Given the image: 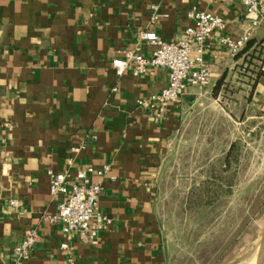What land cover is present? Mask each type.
Returning a JSON list of instances; mask_svg holds the SVG:
<instances>
[{"label": "crops", "instance_id": "0c3cea01", "mask_svg": "<svg viewBox=\"0 0 264 264\" xmlns=\"http://www.w3.org/2000/svg\"><path fill=\"white\" fill-rule=\"evenodd\" d=\"M155 9L162 17L152 22ZM193 10L225 21L202 58L208 86L188 88L177 104L155 111L140 106L166 88L167 72L119 77L113 61L125 51L148 57L143 33L180 40ZM248 28L247 10L232 0H0V264L12 263L30 230L38 240L24 264H68L69 257L75 264H168L156 180L186 114L213 103L233 117L264 119V75L247 68L251 59L264 60V24L237 56L221 43ZM89 168L102 187L98 212L111 225L92 241L73 236L65 251L61 224L43 220L57 212L48 172H69L74 183Z\"/></svg>", "mask_w": 264, "mask_h": 264}, {"label": "rangeland", "instance_id": "374dc122", "mask_svg": "<svg viewBox=\"0 0 264 264\" xmlns=\"http://www.w3.org/2000/svg\"><path fill=\"white\" fill-rule=\"evenodd\" d=\"M254 59L247 68L259 66ZM235 114L197 104L164 154L156 209L168 264L257 263L264 236V119Z\"/></svg>", "mask_w": 264, "mask_h": 264}, {"label": "built area", "instance_id": "2783aa9c", "mask_svg": "<svg viewBox=\"0 0 264 264\" xmlns=\"http://www.w3.org/2000/svg\"><path fill=\"white\" fill-rule=\"evenodd\" d=\"M232 1L245 7L249 20L248 30L239 38L236 40L225 38L221 41L222 45L237 56L246 48L254 32L264 24V14L260 8V0ZM161 17L155 9L151 21L156 22ZM188 17L193 23L185 29L180 40L167 42L153 32L143 33L139 36V42L152 47L148 57L143 56L138 50L125 51L123 58L113 61V67L119 77L126 71H131L136 76L145 75L150 68L167 72L166 88L147 99L140 100V106L155 111L177 104L188 88L204 89L208 86L211 70L204 64L202 58L207 51L208 39L213 33L225 28V21L219 15L197 10L191 11ZM194 53L197 54V59L193 58ZM257 70L259 74H264L263 61L259 62ZM106 171L98 174L103 175ZM92 173L91 168L80 171L76 175V182L72 183L69 172L60 174L48 172L49 191L52 199L57 202V212L52 216H45L43 220L50 224H61L65 236V241L61 245L62 250L71 251L70 243L73 236L81 241H92L97 239L101 230L111 225V220L98 212L102 187L90 180ZM11 205H16V201L11 202ZM93 220L96 221L95 225L92 224ZM37 240L36 230L26 232L21 242L13 249L11 264H24ZM68 264H75L72 257H69Z\"/></svg>", "mask_w": 264, "mask_h": 264}, {"label": "trees", "instance_id": "16d2710c", "mask_svg": "<svg viewBox=\"0 0 264 264\" xmlns=\"http://www.w3.org/2000/svg\"><path fill=\"white\" fill-rule=\"evenodd\" d=\"M250 48V42H248V44L246 45V49L245 50H248ZM264 62V60H263ZM261 75H264V74H261ZM226 78V75H224V77L217 83L215 89H214V97H217L218 96V93L220 92V89L224 83V80Z\"/></svg>", "mask_w": 264, "mask_h": 264}, {"label": "water", "instance_id": "95a60500", "mask_svg": "<svg viewBox=\"0 0 264 264\" xmlns=\"http://www.w3.org/2000/svg\"><path fill=\"white\" fill-rule=\"evenodd\" d=\"M263 232H264V226H263ZM263 244H264V236H263V239H262V243H261V246H260V252H259V256H258L256 264H260L261 258L263 256V250H264L263 249Z\"/></svg>", "mask_w": 264, "mask_h": 264}]
</instances>
